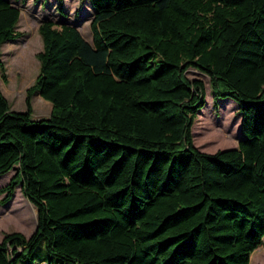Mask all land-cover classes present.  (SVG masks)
Masks as SVG:
<instances>
[{"label":"trees","instance_id":"1","mask_svg":"<svg viewBox=\"0 0 264 264\" xmlns=\"http://www.w3.org/2000/svg\"><path fill=\"white\" fill-rule=\"evenodd\" d=\"M90 1L91 41L40 21L26 110L0 88L1 202L21 184L37 208L29 236L3 235L0 264H31L40 243L49 264H249L264 236V0ZM19 17L0 0L4 82ZM189 67L237 102L236 146L193 144L205 88ZM36 91L48 116L31 117Z\"/></svg>","mask_w":264,"mask_h":264},{"label":"rangeland","instance_id":"2","mask_svg":"<svg viewBox=\"0 0 264 264\" xmlns=\"http://www.w3.org/2000/svg\"><path fill=\"white\" fill-rule=\"evenodd\" d=\"M20 8V17L16 29L22 35L8 39L1 45V59L5 65L7 81L0 79V88L7 98L10 109L26 110L28 88L33 84L38 71L37 52L43 43L38 31L42 19L52 18L57 24L68 21L77 25L82 35L91 41L89 21L92 17L90 0H11ZM63 5L64 13L57 10V4ZM185 75L192 80L199 78L204 83L205 101L198 109L192 124L193 144L199 149L212 152L222 148L236 146L242 137L240 128L241 112L237 102L229 96L213 97L209 76L197 68L189 67ZM31 117L48 116L51 102L37 91L30 97ZM13 169L0 175V186L8 182ZM5 192L0 191V240L6 232L20 231L29 236L37 223V208L23 194L18 184L11 197L5 202ZM53 255L40 243L33 253L31 264H49ZM55 259V258H54ZM43 260L42 262H39ZM17 264H27V259L18 258ZM52 264H55L54 262ZM94 264V263H90ZM249 264H264V236L262 243L251 253Z\"/></svg>","mask_w":264,"mask_h":264},{"label":"water","instance_id":"3","mask_svg":"<svg viewBox=\"0 0 264 264\" xmlns=\"http://www.w3.org/2000/svg\"><path fill=\"white\" fill-rule=\"evenodd\" d=\"M20 186H21V184H20Z\"/></svg>","mask_w":264,"mask_h":264}]
</instances>
